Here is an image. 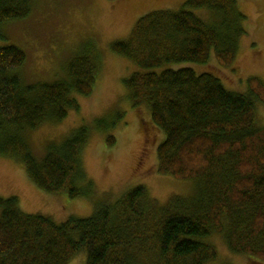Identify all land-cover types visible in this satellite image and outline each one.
I'll return each instance as SVG.
<instances>
[{"label": "trees", "instance_id": "obj_1", "mask_svg": "<svg viewBox=\"0 0 264 264\" xmlns=\"http://www.w3.org/2000/svg\"><path fill=\"white\" fill-rule=\"evenodd\" d=\"M33 7L34 0H0V31ZM247 18L239 0H186L180 9L147 12L112 42L114 53L139 67L124 79L134 106L145 103L165 132L155 170L195 179L194 194L162 205L140 184L97 202L90 216L58 222L23 210L16 195H0V264H70L81 253L84 264H207L217 254L213 233L225 235L233 252L264 261V126L257 124L264 80L249 76L248 89L236 91L214 72L190 65L208 63L213 53L223 66L233 65ZM80 52L62 79L28 83L21 70L26 51L0 46V151L23 164L40 189L71 197L92 190L82 154L88 125L49 143L43 159L25 130L63 120L80 108L78 96L94 92L102 56L95 46ZM115 140L110 135L108 143Z\"/></svg>", "mask_w": 264, "mask_h": 264}, {"label": "rangeland", "instance_id": "obj_2", "mask_svg": "<svg viewBox=\"0 0 264 264\" xmlns=\"http://www.w3.org/2000/svg\"><path fill=\"white\" fill-rule=\"evenodd\" d=\"M185 2L34 0L29 16L5 23L0 31V46L13 44L26 51L28 59L21 70L28 83L62 79L66 64L88 47L95 46L99 51L102 67L96 76L94 92L78 96L79 109L70 110L61 121L47 120L37 128L25 130L32 152L43 159L49 143L62 141L76 128L88 125L90 137L82 154L91 180L90 195L71 197L66 190L45 192L28 176L23 164L0 151L1 196L16 195L23 210L49 215L58 222L72 215L90 216L97 202L115 199L140 184H145L162 205L174 196L194 194L195 179H181L155 170L156 147L164 140L165 132L151 120L150 108L145 103L139 109L134 106L124 85V79L139 67L112 51V42L125 38L140 16L158 8L180 9ZM239 5L248 16L244 22L248 32L241 41L237 61L223 66L213 53L208 63L190 65L199 72H214L232 90L246 91L249 76L264 80V0H239ZM197 11L213 19L209 11ZM257 113V124L264 126L263 102L258 104ZM139 116L146 121L144 125ZM99 118L104 120L102 128ZM110 135L116 139L113 145L108 143ZM210 239L217 247V254L207 264H264L257 257L233 252L225 235L213 233ZM84 261L85 254L81 253L70 264H84Z\"/></svg>", "mask_w": 264, "mask_h": 264}, {"label": "flooded vegetation", "instance_id": "obj_3", "mask_svg": "<svg viewBox=\"0 0 264 264\" xmlns=\"http://www.w3.org/2000/svg\"><path fill=\"white\" fill-rule=\"evenodd\" d=\"M143 163H144V162H143ZM143 163H142V164H143Z\"/></svg>", "mask_w": 264, "mask_h": 264}]
</instances>
